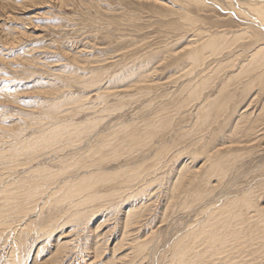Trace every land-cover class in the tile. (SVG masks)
Segmentation results:
<instances>
[{"label":"rangeland","instance_id":"374dc122","mask_svg":"<svg viewBox=\"0 0 264 264\" xmlns=\"http://www.w3.org/2000/svg\"><path fill=\"white\" fill-rule=\"evenodd\" d=\"M259 9L0 0V264H264Z\"/></svg>","mask_w":264,"mask_h":264},{"label":"bare ground","instance_id":"6f19581e","mask_svg":"<svg viewBox=\"0 0 264 264\" xmlns=\"http://www.w3.org/2000/svg\"><path fill=\"white\" fill-rule=\"evenodd\" d=\"M168 3V2H167ZM237 4H239V3H237ZM238 6V5H237ZM258 8V7H257ZM252 10V9H251ZM257 12H258V9H257ZM259 14L261 15V17H263L264 18V9H262L261 11H260V9H259ZM211 43V42H210ZM258 44V43H257ZM239 49V48H238ZM199 50V49H198ZM254 50V49H253ZM256 50V49H255ZM258 51H260V50H258ZM257 52V50L255 51V53ZM254 53V52H253ZM255 53H254V55H255ZM261 53V52H260ZM198 55V54H197ZM254 57V56H253ZM239 58V57H238ZM249 58V57H248ZM251 59V58H250ZM245 60V59H244ZM248 60V59H247ZM240 61H242V60H240ZM256 61V60H255ZM251 63V62H250ZM245 64V63H244ZM204 65V64H203ZM201 69V68H200ZM236 72V71H235ZM120 127V126H119ZM209 127V126H208ZM217 162V161H216ZM222 162V161H221ZM217 163H215V165H216ZM215 165H213V166H215ZM215 170V169H214ZM221 171H223V170H221ZM210 172V171H209ZM224 173V172H223ZM3 181V180H2ZM24 183V182H23ZM13 186V185H12ZM44 187V186H43ZM107 190V189H106ZM195 194V193H194ZM198 195H199V193H198ZM203 195H204V193H203ZM199 196H201V195H199ZM202 197V196H201ZM200 197V198H201ZM30 198V197H29ZM21 200V199H20ZM33 200V199H32ZM197 200V199H196ZM238 200V199H237ZM6 201V200H5ZM193 201V200H192ZM236 201V200H235ZM226 202V201H225ZM229 202V201H228ZM232 202V201H231ZM192 203V202H191ZM244 203V206H246V204H247V202H243ZM190 204V203H189ZM4 205V204H3ZM3 205H1V206H3ZM249 205V204H248ZM253 207V206H252ZM246 208H250V206H247V207H245V209ZM243 210V208L241 207V209L239 210V211H242ZM260 210H261V208H260ZM207 211V210H206ZM236 212V214H235V216H236V218L237 217H243L244 215L242 214V213H240V212ZM248 211V210H247ZM209 212V211H208ZM264 212V211H263ZM260 213V212H259ZM221 214H225V211H224V209L222 210V209H219L218 210V212H216V214L215 215H219V217H220V215ZM227 214V213H226ZM260 214H262V213H260ZM215 215L214 216H212L213 218H211V219H209V222L210 223H213L215 220H217V219H215L216 217H215ZM223 216V215H222ZM225 216V215H224ZM207 217H208V215H207ZM249 218L251 219V217L249 216ZM260 218V217H259ZM264 219V216L263 217H261L260 219ZM258 220V219H257ZM222 221V220H221ZM250 221V220H249ZM247 222V221H246ZM254 223H255V221H253ZM258 222V221H257ZM218 223V222H217ZM251 223V222H250ZM260 224V223H259ZM261 224L263 225V226H260L261 227V229L263 228V235H264V220L263 221H261ZM213 225H214V223H213ZM246 225V224H245ZM244 225V226H245ZM248 226H250V225H248ZM255 226V225H254ZM225 227V232H220V233H218V234H213V242H212V244H214L216 241L217 242H219V244H220V248H219V250H222V251H224V250H226L227 249V247H228V249H229V246H231V245H233V243H234V237H235V235H232V236H230L229 234L230 233H227L228 231H230V230H228L229 228H226V226H224ZM252 228H253V226H251ZM191 228V227H190ZM248 228V227H247ZM258 228V227H257ZM256 228V229H257ZM251 229V228H250ZM236 231V230H235ZM238 232V231H237ZM197 233H199V232H197ZM225 233H227V234H225ZM249 233H250V231H249ZM225 234V235H224ZM233 234H235V233H233ZM254 234V233H253ZM252 234V235H253ZM239 235V234H238ZM247 235V234H246ZM245 235V236H246ZM261 235V234H260ZM185 236V235H184ZM221 236V237H220ZM249 236V235H248ZM256 236V235H255ZM190 237V236H189ZM237 237V236H236ZM247 238V237H246ZM251 238V237H250ZM174 239V238H173ZM181 239V238H180ZM188 239V238H187ZM239 239V238H238ZM241 239V238H240ZM251 239H253V238H251ZM153 240V239H152ZM177 240V239H176ZM197 240V237L196 238H194V240H193V242H195ZM199 240V239H198ZM248 240H250V239H248ZM247 241V240H246ZM180 242V241H179ZM179 242L177 243V244H179ZM188 242V243H187ZM186 243L188 244V245H190L189 244V241H187ZM238 242V241H237ZM183 243V242H182ZM251 243H253V241L251 242ZM255 243V242H254ZM149 245V244H148ZM180 245V244H179ZM182 245V244H181ZM180 245V246H181ZM236 245V244H235ZM235 245H234V247H235ZM249 245V244H248ZM257 245V244H256ZM169 245H167V247H168ZM178 246V245H177ZM212 246L213 245H211V249H212ZM242 246V245H241ZM246 246V245H245ZM252 246H254V245H252ZM189 246H186V245H184L183 244V247L181 248V247H176V248H178V250L175 252V254L177 253V256H176V259H174V261L171 263V264H201V263H203V262H206L203 258H205V257H207V253H208V251H205V250H202V249H197L196 251V253H195V251H193V250H191V247H190V251H188V248ZM236 247H238V246H236ZM235 247V248H236ZM257 247V246H256ZM170 248V247H169ZM188 248V249H187ZM216 248V247H215ZM214 248V249H215ZM239 248V247H238ZM243 248V247H242ZM251 248V247H250ZM237 249V248H236ZM236 249H235V251H236ZM247 249V248H246ZM195 250V249H194ZM216 250V249H215ZM249 250V249H248ZM191 252L192 253H194L193 255L191 254ZM210 252V251H209ZM211 252H212V250H211ZM171 253H174V251L173 252H171ZM174 255V254H173ZM225 255V254H224ZM228 255V254H227ZM254 255V254H253ZM145 256V255H144ZM229 256H231V255H229ZM172 257V256H171ZM250 257V256H249ZM242 258V257H241ZM258 259V258H257ZM165 260V259H164ZM241 260V259H240ZM254 261V260H253ZM257 261V260H256ZM244 262V261H243Z\"/></svg>","mask_w":264,"mask_h":264}]
</instances>
